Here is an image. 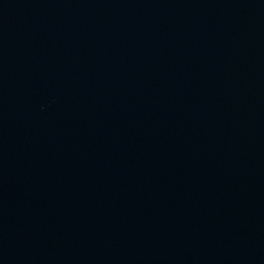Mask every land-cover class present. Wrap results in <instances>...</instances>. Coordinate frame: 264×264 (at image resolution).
I'll return each mask as SVG.
<instances>
[{
    "label": "water",
    "instance_id": "water-1",
    "mask_svg": "<svg viewBox=\"0 0 264 264\" xmlns=\"http://www.w3.org/2000/svg\"><path fill=\"white\" fill-rule=\"evenodd\" d=\"M0 264H264V0H0Z\"/></svg>",
    "mask_w": 264,
    "mask_h": 264
}]
</instances>
